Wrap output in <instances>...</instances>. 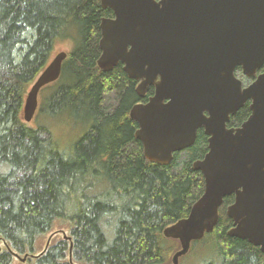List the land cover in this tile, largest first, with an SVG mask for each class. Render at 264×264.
<instances>
[{"label":"trees","instance_id":"1","mask_svg":"<svg viewBox=\"0 0 264 264\" xmlns=\"http://www.w3.org/2000/svg\"><path fill=\"white\" fill-rule=\"evenodd\" d=\"M107 17L112 10L100 0H0V264H171L179 248L163 230L185 218L203 192L192 164L207 152V136L199 128L167 165L144 158L129 111L153 88L140 99L120 63L109 71L97 66ZM64 39L74 45L38 103L41 116L63 115L72 130L55 138L47 123L30 125L22 113L29 87ZM112 91L118 101L107 110L104 96ZM249 114L246 102L227 126ZM233 200L223 199L213 229L191 242L179 264H264L258 246L228 234ZM58 220L68 223L66 237L53 235Z\"/></svg>","mask_w":264,"mask_h":264},{"label":"water","instance_id":"2","mask_svg":"<svg viewBox=\"0 0 264 264\" xmlns=\"http://www.w3.org/2000/svg\"><path fill=\"white\" fill-rule=\"evenodd\" d=\"M100 6L113 17L100 20L97 66L109 71L121 63L139 81L141 98L154 86L129 111L144 158L167 165L194 143L199 128L207 136V152L192 164L203 176V192L185 218L163 230L179 242L171 264L213 229L230 195L228 234L264 254V70L257 74L264 65V0H100ZM66 55L56 52L29 87L25 123L34 117L41 88L59 78ZM236 66L249 84L235 76ZM246 102L248 118L228 127Z\"/></svg>","mask_w":264,"mask_h":264},{"label":"rangeland","instance_id":"3","mask_svg":"<svg viewBox=\"0 0 264 264\" xmlns=\"http://www.w3.org/2000/svg\"><path fill=\"white\" fill-rule=\"evenodd\" d=\"M74 43L72 40L70 39H64V40H58L55 42L54 44V49L52 51V56L51 58L55 55L56 52L58 51H70L73 47ZM237 76L239 79L242 80L243 85H246L249 82V79L243 75L240 71L237 72ZM51 85L48 84L47 86H44L43 89L40 90L39 94H38V103H40L42 97L47 96L50 89L49 88ZM118 101V94L114 91L106 94L104 96V106L107 110H112ZM65 116H58L55 118H44L43 116H41L38 112V109L36 110L33 119L29 122L30 125H38L39 123L43 124L42 122L47 123L48 128L52 134L53 137H60L61 133L63 131H66L68 128L65 125ZM46 125V124H45ZM63 130V131H62ZM70 135L72 133V130H67L65 132V135ZM48 132H43V136L47 135ZM52 231H55L56 233L53 234L55 236V238L61 237L63 235V233H67L68 232V223L65 221H61L58 220L57 222H55ZM51 231V232H52ZM47 233L45 235H43L42 237H40L36 243H35V253L40 252L44 247L45 244L47 243L48 239L51 238L52 234L50 235V233ZM50 235V236H49ZM106 235L108 237V239H111V230H107L106 231ZM19 262L18 259L15 258L14 263Z\"/></svg>","mask_w":264,"mask_h":264},{"label":"flooded vegetation","instance_id":"4","mask_svg":"<svg viewBox=\"0 0 264 264\" xmlns=\"http://www.w3.org/2000/svg\"><path fill=\"white\" fill-rule=\"evenodd\" d=\"M121 64V63H120ZM122 65V64H121ZM122 67H123V65H122ZM123 69V68H122ZM264 70V65H263V67H261L258 71H257V74L258 73H261L262 71ZM238 71H240L241 73H242V69H241V67L240 66H236L235 67V70H234V74H235V76L236 77H238L237 76V72ZM243 74V73H242ZM127 75V74H126ZM244 75V74H243ZM128 76V75H127ZM129 78V77H128ZM130 80H133V84H134V88H136V86H137V84L139 83V81L138 80H134V79H131V78H129ZM242 81V80H241ZM252 81V79H249V82L247 83V84H249L250 82ZM243 83V82H242ZM246 84V85H247ZM148 88H153L154 89V86H149ZM136 92V91H135ZM147 92V91H146ZM145 95H146V93H145ZM144 95V96H145ZM144 96L141 98V97H139L140 99H143L144 98ZM141 102V101H140Z\"/></svg>","mask_w":264,"mask_h":264},{"label":"bare ground","instance_id":"5","mask_svg":"<svg viewBox=\"0 0 264 264\" xmlns=\"http://www.w3.org/2000/svg\"><path fill=\"white\" fill-rule=\"evenodd\" d=\"M38 109V108H37Z\"/></svg>","mask_w":264,"mask_h":264}]
</instances>
